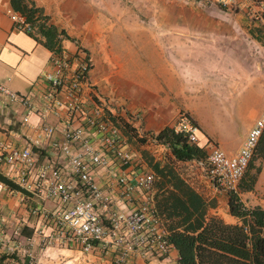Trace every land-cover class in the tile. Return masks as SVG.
I'll list each match as a JSON object with an SVG mask.
<instances>
[{"label": "crops", "instance_id": "crops-1", "mask_svg": "<svg viewBox=\"0 0 264 264\" xmlns=\"http://www.w3.org/2000/svg\"><path fill=\"white\" fill-rule=\"evenodd\" d=\"M9 1L0 0V82L14 92L29 95L31 100L40 108V97L44 84L39 78L42 71L48 67L47 59L51 50L43 46L42 38L38 34L35 33V36H32L14 28L10 15L15 12H13ZM31 1L36 7L43 10V13L49 17L51 24L65 34L59 41L61 53L72 57L77 48L76 44H78L91 56L90 79L95 84L94 90H97L102 98L94 90L90 92V96L103 109L105 106L101 99H106L108 105L105 108L108 109V112L104 111L105 115L109 113V116L113 117L114 112L121 110L123 113L124 108L139 113L135 114V118L140 117L141 132L138 133L133 130V133L138 137H143L140 140L144 144V148H142L144 150H141L139 154L134 152L138 155L134 156L135 154L123 144V147L130 152L132 157V164L125 169V172L130 182L133 181V176L141 171L153 173L152 189L149 192L150 203L167 234L175 231H187V227L197 223L202 226L209 217L219 218L227 224H239V220L227 212L226 193L212 186L204 175L199 162L175 160L167 147L156 142H150V134L156 133L164 126H172L177 110V105L169 97L160 93L159 72L163 68L169 74L166 90L172 91V85H174L171 77L173 67L167 62L168 66L163 63L165 59L162 57L161 50L158 47H151L150 52H146L145 57L151 59L152 63L147 60L139 66H129L126 73L123 74L122 71L118 77L110 80V76L104 71L98 54L95 53L100 52V42L103 33H105V26L101 23V16L105 11L103 6H106L105 9L108 10L107 4L111 5V1L102 0L104 5H99V0ZM197 38H200V35H197ZM155 39L156 42L159 41L158 37ZM201 39L206 41L205 38ZM150 70H153L154 75ZM117 90L123 93H117ZM135 96L139 97L138 100H133ZM90 103L88 100L87 104ZM255 110L249 115V121L242 129L236 142L228 139L213 141L208 135L205 136V141H201L196 134L195 143L204 146L205 153L209 142L212 141L217 142L227 152L234 151L255 120ZM23 112V108L19 104L7 102L4 96L0 95V141L23 146L26 144V140L33 141L36 139L38 142L33 145L32 150L38 161L47 158L55 159L64 168V161L53 155L47 141L41 139L37 129L40 123L39 115H30L28 123L23 124L21 121ZM63 120V116L60 118L48 116L46 118V122L55 128L52 135L53 139H61L60 130ZM194 120L196 121L195 116ZM123 127L126 131L129 129L126 124ZM199 128L198 131L201 130V127ZM263 166L264 160L260 163V172L258 171L256 176L261 175ZM93 173L98 186L111 196L113 200L111 205L114 207L118 206L126 210L133 209L146 197L141 191H136L131 194L129 201L122 202L123 199L121 201L118 197V191L108 182L107 173L98 169ZM0 174L11 179L13 171L9 166L0 163ZM256 176L252 189L244 193L253 195L248 200L249 203L264 207L262 196L264 191L256 186ZM20 193L10 190L1 183L0 219H2V231L0 233V254L6 251L5 244L2 242V237L6 236L11 240L9 244H12L13 252L16 255L21 254L23 257L30 258L32 264H67L68 262L72 264H110L114 262L117 257V250L110 245H106L105 248L100 245L96 246L84 255L78 245L64 242L62 239L51 237L47 243L46 236L54 235L51 226L41 217L27 211L26 205L19 202ZM237 194L242 201V193L237 192ZM194 195L199 198L197 210H192L188 204V197ZM28 199L27 202L30 205H37L48 211L56 206L52 201ZM244 205L246 204L244 203ZM22 228L29 230V234H21ZM15 229L20 231L18 235H14ZM26 237L32 238L31 244L28 245L24 242ZM13 238H19V242L16 243ZM20 243L25 246H20ZM70 257L71 259H67ZM176 258V250L172 247L167 258L150 253L142 256L130 255L123 264H175Z\"/></svg>", "mask_w": 264, "mask_h": 264}, {"label": "built area", "instance_id": "built-area-1", "mask_svg": "<svg viewBox=\"0 0 264 264\" xmlns=\"http://www.w3.org/2000/svg\"><path fill=\"white\" fill-rule=\"evenodd\" d=\"M217 1L225 7L234 0ZM10 18L15 29L32 31L24 16L12 13ZM76 46L72 57L56 49L51 50L48 67L39 78L44 84L40 108L29 95L14 92L0 82V95L7 102H16L23 108V124L28 123L30 115H39L37 129L41 139L47 141L53 155L64 161V168L55 159L38 161L32 150L38 142L36 139L26 140L23 146L0 141V163L12 169L11 181L25 192L20 193L19 202L26 205L30 214L41 217L51 226L55 236H46L47 243L55 237L78 245L85 253L99 245L102 248L110 245L117 250L116 264H123L130 255L150 253L167 258L172 246L149 198L153 173L141 171L133 176L132 182L127 178L125 169L132 164L131 154L122 145L118 126L108 119L102 106L90 96L95 85L90 79L92 58L85 49L78 44ZM88 100L90 104H87ZM48 116L64 117L60 140L53 139L55 128L46 122ZM172 127L187 141L196 142L199 128L187 112L179 111ZM263 129L264 109L234 151L227 152L217 142H209L205 160L199 163L212 186L224 192H237L238 182L254 154ZM149 139L155 142L153 138ZM97 169L107 173L108 182L118 191L122 202L129 201L136 191L145 194V199L133 209L112 206L111 196L98 186L94 178L93 172ZM28 198L52 201L56 206L48 211L30 205ZM19 232L15 229L14 235ZM31 239L26 237L24 242L29 245ZM10 241L9 237H2L8 253L14 250Z\"/></svg>", "mask_w": 264, "mask_h": 264}, {"label": "rangeland", "instance_id": "rangeland-1", "mask_svg": "<svg viewBox=\"0 0 264 264\" xmlns=\"http://www.w3.org/2000/svg\"><path fill=\"white\" fill-rule=\"evenodd\" d=\"M101 1L99 5H104ZM110 1L108 10L103 6L105 11L100 21L105 33L100 52L95 53L110 80L122 71L126 73L129 66H139L147 60L152 63L145 57L146 52L158 47L165 59L163 63L173 67L172 84L176 85H172V91L166 90L169 74L163 68L159 72L160 93L177 105L176 114L182 110L191 116L201 127L197 132L201 141L208 135L213 141L236 142L249 115L257 108L254 114L257 117L264 109V47L245 32L237 15L244 14L264 24V0H234L225 7L217 0ZM150 72L154 75L153 70ZM117 93L123 92L117 90ZM96 94L102 98L98 91ZM138 98L135 96L133 100ZM101 101L105 107L108 105L106 99ZM130 112L124 108L123 113L120 110L113 117L109 113L106 116L118 125L122 145L139 154L144 150L140 141L143 137L133 132H141V121L140 117L135 118L138 112ZM124 124L129 128L127 131ZM257 162L255 159L253 165ZM255 183L264 191V166ZM237 192L242 193L246 206L253 205L248 202L253 195H247L239 186ZM13 239L19 242V238ZM20 246L25 245L20 243Z\"/></svg>", "mask_w": 264, "mask_h": 264}, {"label": "trees", "instance_id": "trees-1", "mask_svg": "<svg viewBox=\"0 0 264 264\" xmlns=\"http://www.w3.org/2000/svg\"><path fill=\"white\" fill-rule=\"evenodd\" d=\"M13 12L24 16L32 26L29 35L38 34L41 43L49 50L61 51L59 41L65 36L62 30L49 22L43 10L36 7L31 0H10ZM264 19V12L262 14ZM237 19L245 32L264 47V24L258 19H248L244 14ZM157 144L167 147L175 160H194L203 163L204 146L187 141L181 132L174 131L172 126H164L150 134ZM142 142V140H140ZM257 164L253 165V161ZM264 160V129L257 141L254 154L238 182L239 189H252L259 165ZM252 169L250 173L248 170ZM0 182L10 190L25 193L11 179L0 174ZM227 212L237 218L239 224L223 223L219 218L209 217L204 224L198 223L187 227V231H175L167 235L169 244L176 250L175 264H264V207L246 206L237 192L227 191ZM192 210L199 208V198L188 197ZM21 234H29L22 228ZM0 264H32L30 258L19 257L14 252L0 254ZM110 264H116L111 262ZM148 264V263H145Z\"/></svg>", "mask_w": 264, "mask_h": 264}]
</instances>
